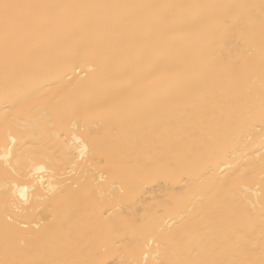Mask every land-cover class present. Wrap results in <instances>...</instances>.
<instances>
[{
  "label": "bare ground",
  "instance_id": "1",
  "mask_svg": "<svg viewBox=\"0 0 264 264\" xmlns=\"http://www.w3.org/2000/svg\"><path fill=\"white\" fill-rule=\"evenodd\" d=\"M39 4H180V3H259V0H16ZM56 15H92L117 18L136 11L152 9H58ZM53 26L31 38V46L53 44ZM118 25L98 29L97 46L91 59L106 69L110 86L100 87L78 105V112L102 110L131 102L129 90L120 84L122 77L144 73L160 67L154 57L174 58L196 47L192 37H178L168 49L154 51L126 48L114 35ZM156 32L141 33L142 38ZM231 42L218 46L217 55L235 57ZM12 53H9L11 57ZM5 51L0 39V91L3 88ZM75 81L64 80L58 87L68 88ZM260 73L257 69L250 97L228 92L195 96L189 89H165L149 102L117 118L93 116L87 123L79 115L57 119L53 108L61 103L55 88L35 93L31 111L21 110L9 100H0V258L7 250L10 258L22 261H49L86 257L100 242L101 229L111 224L122 235L126 258L144 264L163 260H206L217 258L213 243L223 227H238L254 239L260 236L261 204L264 184L257 177L246 182L247 191L231 199L236 208L231 222L216 216L197 221V229L188 235L175 236V228L188 219L177 215L168 205L179 185L164 179L145 181L137 165L148 161L168 162L200 154L209 134H215L222 113L239 108L245 99L258 105ZM261 126L257 124L242 137L221 143L219 154L205 160L198 182L215 185L230 181L242 164L254 160L252 145L258 146ZM16 143L13 144L12 141ZM12 148L9 159L5 146ZM87 146L86 159L80 160ZM43 168L39 171L38 167ZM103 176V179H101ZM27 188V192L23 190ZM27 201L21 199V194ZM120 207L111 218L108 208ZM247 210L256 219L249 221L240 213ZM105 213L104 216L101 213ZM26 225V227H25ZM163 229V231H161ZM172 229V232H169ZM149 240L154 242L149 243ZM194 252V254H189ZM198 253V254H195Z\"/></svg>",
  "mask_w": 264,
  "mask_h": 264
},
{
  "label": "snow or ice",
  "instance_id": "2",
  "mask_svg": "<svg viewBox=\"0 0 264 264\" xmlns=\"http://www.w3.org/2000/svg\"><path fill=\"white\" fill-rule=\"evenodd\" d=\"M58 9H152L144 14L133 11L117 18L79 15H56ZM118 25L114 33L126 48H145L154 51L168 49L178 37H192L196 47L177 53L174 58L154 57L160 67L144 73L122 77L120 84L129 90L131 102L107 106L102 110L78 112V105L94 90L110 86L106 69L91 59L97 46L98 29ZM55 26L59 31L53 44L31 46L27 42ZM156 32L142 38L141 33ZM0 39L5 51V72L0 100L16 102L21 110L31 111L36 104L30 97L46 88H55L61 103L53 108L57 119L79 115L87 123L93 116L117 118L149 102L156 93L171 88L189 89L195 96L228 92L250 97L257 69L260 73L258 105L245 99L243 104L222 113L215 134H209L200 154L174 161H148L138 164L145 181L164 179L179 185L169 197V207L188 219L175 228V236L182 237L197 229V221L216 216L221 222H231L236 208L231 199L238 192L247 191L246 182L258 176L264 184V0L259 3H180L151 5L109 4H39L0 0ZM231 42L235 57L225 59L217 55L218 46ZM12 53L11 57L9 53ZM64 80L75 81L71 87H58ZM257 122L261 126L258 146L252 145L254 160L242 164L230 181L219 189L198 182L205 160L219 154L221 143L235 141L247 134ZM16 143L15 140L12 141ZM9 159L12 148L5 146ZM87 146L81 149L80 160L86 159ZM38 170L43 171L39 166ZM103 179V176H101ZM27 192V188L23 193ZM21 194V199L27 197ZM120 207L108 208L111 218ZM102 216L105 213H101ZM249 221L256 219L247 210L240 213ZM260 236L254 231L245 236L238 227H223L213 243L214 259L163 260L158 264H264V204H261ZM26 227V225H25ZM163 231V229H161ZM172 232V229H169ZM149 243L154 242L149 240ZM194 254V252L189 253ZM198 254V253H195ZM0 264H138L126 258V245L121 233L111 224L101 229L98 246L86 257L49 261H22L10 258L7 250ZM147 264V256L144 257Z\"/></svg>",
  "mask_w": 264,
  "mask_h": 264
}]
</instances>
